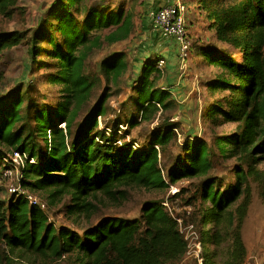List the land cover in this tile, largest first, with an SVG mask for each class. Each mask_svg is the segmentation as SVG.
Here are the masks:
<instances>
[{"label": "trees", "instance_id": "16d2710c", "mask_svg": "<svg viewBox=\"0 0 264 264\" xmlns=\"http://www.w3.org/2000/svg\"><path fill=\"white\" fill-rule=\"evenodd\" d=\"M17 3L0 0V14L12 16ZM193 3L217 41L239 51L229 53L209 44L194 50L195 57L220 69L205 84L208 93L212 97L226 93L205 111L206 119L213 128L231 125L232 131L214 133L210 141L200 136L186 140L183 154L168 167L162 154L176 139V123L159 124L145 146L127 143L118 135L121 121L102 125L113 89L120 88L129 69L125 53L102 60L101 74L108 86L91 106L97 83L86 72L88 61L106 45L130 40L136 28L133 10L111 9L101 2L89 5L87 0H54L28 39L26 32H0V60L6 50L26 41L32 65L52 70L48 81L60 87V97L51 107L33 103L30 86L18 85L0 96V263L12 261L9 254L18 253L19 258L39 256L45 264L66 256L74 264H172L188 252L178 220L162 200L145 201L139 218L104 217L82 234L58 229L48 209L31 205L24 195L8 194L1 178L4 162L19 152L27 156L22 186L42 193L47 206L70 197L68 213L73 216L89 217L98 209L95 201L100 195L121 202L132 188L166 190L183 179L206 177L197 193L200 204L192 224L198 230L203 264H245L243 228L253 184L264 201L260 167L264 163V0ZM152 59H145L130 97L135 112L126 119L129 128L177 106L173 89L156 87L151 80L153 73L160 72ZM216 159L234 160L226 167L230 177L212 175ZM3 190L8 198L1 197Z\"/></svg>", "mask_w": 264, "mask_h": 264}, {"label": "rangeland", "instance_id": "374dc122", "mask_svg": "<svg viewBox=\"0 0 264 264\" xmlns=\"http://www.w3.org/2000/svg\"><path fill=\"white\" fill-rule=\"evenodd\" d=\"M54 0H18L12 16L0 14V32L2 31H22L27 33V39L32 36V33L39 26L44 18L47 10ZM175 1V0H174ZM186 4L190 0H183ZM88 4H100L110 6L111 9L124 8L126 11L133 10L135 13L136 28L130 40L117 43L115 45H106L103 49L96 51L90 58L87 64L86 72L96 81L97 86L94 91V96L91 101V106L103 94L108 86L101 74V62L113 53L123 52L127 55L128 72L122 79L121 86L118 90L113 89V94L109 99V112L106 118L102 119L103 127L106 124L114 126V123L121 121L123 125H119L116 130L119 136H123V140L127 143L133 142L136 146H145L149 142L152 133L157 129L159 124L164 121L176 123L178 132L175 133L176 139L162 154L163 165L168 167L179 155L183 154L182 145L188 139H193L200 136L208 141L213 138V134L223 135L232 131L231 125H225L219 128H213L210 120L206 119V110L218 97L226 93H218L212 97L204 88L205 96L200 92L197 99L200 100L201 110L195 114L185 112L182 108L185 98L180 97L174 91L177 84L181 85L185 79L194 82L195 87L205 86V84L214 79L220 73V69L212 67L205 63L201 58V62H193L198 60L194 56L196 47H201L209 44V46L226 50L229 53H239L233 47L226 43L218 42L214 33L210 32L208 22L203 14H198V9L194 5L192 16L187 18V30L189 36L193 39V51L190 61L187 63L188 70L183 73L180 63L178 68V77L174 81H168V64L172 63L167 56H164L162 50L169 45L176 44L173 42H163L165 37L161 35L157 25L152 21V14L157 11L163 4V0H87ZM174 3V2H173ZM193 11V10H192ZM195 28H192V27ZM109 30L104 31L105 33ZM204 38L202 43L201 38ZM169 40L174 38H169ZM176 40V39H175ZM177 41V40H176ZM178 42V41H177ZM201 42V45L199 43ZM48 45H46L47 47ZM180 46V44H179ZM237 56V54H236ZM152 58L156 63L158 59H164L166 66L163 72H155L151 76V80L156 87L163 89H172L173 96L177 99V106H174L165 111H159L151 120L140 121L134 128H129L126 124L127 117L135 112L131 106L130 97L134 95V89L137 87L141 70L145 59ZM41 59H44L43 57ZM52 70L44 67L33 66L32 59L29 53V45L26 41L20 46L5 51L0 60V96L9 92L13 88L21 85L25 88L30 86V97L33 103L46 105L51 107L56 104L60 97V87L49 83L48 74ZM160 74V75H159ZM190 92V91H189ZM197 93V92H196ZM195 92L193 94H196ZM175 94V95H174ZM198 95V94H197ZM199 103V104H200ZM206 105V106H205ZM189 113V114H187ZM264 125V120H263ZM64 125L59 129H63ZM160 150V148H157ZM24 162V157L22 161ZM216 168L212 175H218L222 179L230 177V171L226 170L234 160L222 162L221 159H216ZM23 165V164H22ZM264 169V163L260 166ZM233 178V177H232ZM206 177L183 179L177 184L170 186L166 190H146L143 188H132L129 190L127 200L116 202L103 195L95 201L98 209L95 210L89 217L85 215H70L68 207L71 203L70 197L54 206H48V214L51 217V222L59 229L61 227L69 228L80 234L97 224L102 218L108 216L122 217L135 219L141 216V207L145 201L162 200L167 203V211L171 213L177 220L180 226V231L188 241V252L185 256L172 264H203L202 250L198 247V239L191 231L189 226L197 217V209L200 204V186ZM38 199L47 203L45 196L42 193L33 192ZM1 197L8 198L6 191H2ZM196 233L198 230L195 228ZM243 238L248 249V255L245 264H263L264 262V201L260 197L257 184H253V200L250 207L248 217L243 228ZM9 253V249L2 247ZM12 261H5L0 264H45L44 260L36 255H23L20 258L18 253L9 254ZM48 264H74L73 259L66 256L65 258L51 262Z\"/></svg>", "mask_w": 264, "mask_h": 264}, {"label": "built area", "instance_id": "2783aa9c", "mask_svg": "<svg viewBox=\"0 0 264 264\" xmlns=\"http://www.w3.org/2000/svg\"><path fill=\"white\" fill-rule=\"evenodd\" d=\"M186 5L183 0H175L174 3L161 7L155 14L154 22L159 28V30L166 35L167 37H173L180 44L179 50V61L181 63V68L183 73L188 70L187 63L190 61L193 51V39L189 36L187 30V21H186ZM157 68L163 72L166 66L164 59L157 60ZM27 158L26 155H23L19 152L14 153V155L9 160H5L3 172L1 175L2 181L7 183L8 194L11 196H20L24 195L29 200L31 205H37L42 210L47 211V203L38 199L32 192L25 189L21 180L23 178L21 169L24 166V162L21 164L22 158ZM31 162H34V159H31ZM168 206L167 204H165ZM189 231L193 233L198 239V233H196L194 225H190ZM199 249L201 244L197 242Z\"/></svg>", "mask_w": 264, "mask_h": 264}, {"label": "crops", "instance_id": "0c3cea01", "mask_svg": "<svg viewBox=\"0 0 264 264\" xmlns=\"http://www.w3.org/2000/svg\"><path fill=\"white\" fill-rule=\"evenodd\" d=\"M190 1H191V3L186 1L187 3L185 4L186 5V13L188 15V16L186 15L187 18L189 16H192L194 11H197V10L194 9L193 0H190ZM173 2H174V0H163V4L159 8H161L163 6L170 5ZM159 8H157V9H159ZM155 12L152 14V20H154ZM198 14H200V11H198ZM192 28H195V27L193 26ZM159 32H160V30H159ZM188 32H189V30H188ZM161 35H163V34L161 33ZM164 37H165V39H164L163 42L166 43V42L170 41V42L174 43V41H175V43H176V44H173L171 46L169 45L164 50H162L163 55L167 56V59H170L172 61V63L168 64V75H167L168 81H174L178 77V74H177L178 73V68L180 69V61H179V57H178L179 56L180 46H179V43L175 39L169 40L168 37H166V36H164ZM200 38H201L200 40H202V43H203L205 39L202 38V37H200ZM199 45H201V42L199 43ZM195 59H193L192 61L193 62H201V61H199V60H201V58H198L197 61ZM194 87H195L194 82L189 80V79H185L181 85L177 84V87H174L175 93L177 95H180V97L185 98L184 102H187L186 104H184L182 106L183 110L185 112H190L191 114H195L197 109L201 110L200 107L202 106V104L200 103V100L197 99V98L200 95V92L205 96L204 88L206 89V86H204V85L203 86H199L197 89L194 88ZM174 91H172V92H174ZM194 92L195 93L197 92V93L193 94ZM173 97H175V96H173ZM187 114H189V113H187Z\"/></svg>", "mask_w": 264, "mask_h": 264}]
</instances>
